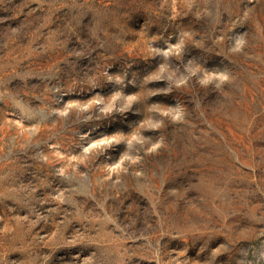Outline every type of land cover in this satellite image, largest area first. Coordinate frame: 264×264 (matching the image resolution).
<instances>
[{
	"label": "rangeland",
	"instance_id": "obj_1",
	"mask_svg": "<svg viewBox=\"0 0 264 264\" xmlns=\"http://www.w3.org/2000/svg\"><path fill=\"white\" fill-rule=\"evenodd\" d=\"M0 264H264V0H0Z\"/></svg>",
	"mask_w": 264,
	"mask_h": 264
}]
</instances>
